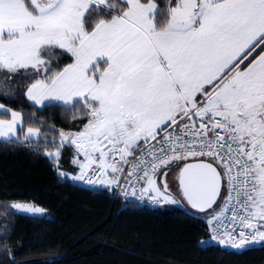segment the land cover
Here are the masks:
<instances>
[{"label": "snow or ice", "instance_id": "obj_1", "mask_svg": "<svg viewBox=\"0 0 264 264\" xmlns=\"http://www.w3.org/2000/svg\"><path fill=\"white\" fill-rule=\"evenodd\" d=\"M54 49L72 62L53 68ZM0 74L32 80L36 105L88 117L47 153L58 164L62 148L76 149L71 179L112 187L126 175L132 196L143 181L140 199L177 204L157 175L191 160L176 178L208 214L211 240L240 251L264 242V0H0ZM0 111L11 116L0 141L19 139L22 115ZM41 135L29 127L24 139Z\"/></svg>", "mask_w": 264, "mask_h": 264}, {"label": "trees", "instance_id": "obj_2", "mask_svg": "<svg viewBox=\"0 0 264 264\" xmlns=\"http://www.w3.org/2000/svg\"><path fill=\"white\" fill-rule=\"evenodd\" d=\"M155 2L167 6V0ZM46 58L57 69L72 62L60 49ZM32 82L19 74L0 79V104L22 115L24 130L42 134L0 141V264H264V244L243 251L205 245L204 219L174 207L123 203L105 188L61 176L77 170L74 147L61 149L58 164L46 153L55 151L59 131H80L88 117L63 106H34L26 96ZM15 202L33 203L48 215L18 214L10 207Z\"/></svg>", "mask_w": 264, "mask_h": 264}, {"label": "crops", "instance_id": "obj_3", "mask_svg": "<svg viewBox=\"0 0 264 264\" xmlns=\"http://www.w3.org/2000/svg\"><path fill=\"white\" fill-rule=\"evenodd\" d=\"M121 2H123V0H120ZM159 8V7H158ZM253 55H255V53L253 54ZM251 58V57H250ZM245 63H247V61H245ZM101 68H103V65H101ZM27 96V95H26ZM28 99V98H27ZM29 100V99H28ZM30 101V100H29ZM34 106H36V107H38V108H43V107H41L40 105H36V104H34V102L33 101H30ZM46 104L48 103L47 101L45 102ZM64 107V106H63ZM4 108L5 109H8L7 107H5L4 106ZM12 112H14V111H12ZM2 114H6V115H8L9 117L7 118V119H5V118H2L1 117V115ZM0 119H4V120H9V119H11V116H10V113H4V112H2V111H0ZM26 132H27V129H23V127H21L20 125H18L17 126V136L19 137V139H16V138H13L12 140H21V141H29V140H38L39 138H30L29 140H25L24 139V135L26 134ZM75 149V148H74ZM75 153H76V156H75V159H74V161L77 159V152H76V149H75ZM78 159H79V161H81V162H83V160H84V157L83 156H79L78 157ZM199 159H204V158H199ZM186 162H194V161H181L180 163H179V165H177V164H171V165H169L168 166V168L169 167H175V171L173 172V173H175V175H174V178H175V184L177 185L176 187H175V189L174 190H177V192L175 193V194H173L172 196L175 198V199H177L178 201H179V203H177V204H170V203H164L165 204V206H169V207H174V208H178V209H181V210H183V211H186L187 213H189V214H192V215H194V216H196V217H198V218H200V219H206L207 220V213H201V212H198L197 210H195V209H192L191 208V206L190 205H188L187 204V202L183 199V196H182V192L180 191V188H179V182H178V179L176 178L177 176H178V174H179V169H180V166H182V164L183 163H186ZM75 166L77 167V170H76V172L74 173V174H68V173H64L65 175H64V177L65 178H67V179H69V180H71V181H75V182H78V180H73V179H71V177L72 176H75V175H78L79 174V172H80V168H79V164L78 163H76L75 162ZM162 169H164V168H162ZM161 169V170H162ZM79 183V182H78ZM100 187H102V188H105V189H108V190H111L114 186H112V187H107V186H105V185H100ZM223 193V192H222ZM218 204H219V202H217ZM211 210H209V212H210ZM260 244H258V245H253V246H247V245H245V249L246 248H251V247H256V246H259ZM222 247H225V248H231L230 246H224V245H221ZM231 249H233V248H231ZM237 250V249H236Z\"/></svg>", "mask_w": 264, "mask_h": 264}, {"label": "rangeland", "instance_id": "obj_4", "mask_svg": "<svg viewBox=\"0 0 264 264\" xmlns=\"http://www.w3.org/2000/svg\"><path fill=\"white\" fill-rule=\"evenodd\" d=\"M46 155H47V153H46ZM48 157H50L49 155H47ZM51 158V157H50ZM171 165V164H170ZM165 171H167V173H168V175L166 176V177H162V173L163 172H165ZM175 171V167H169V168H167V169H162V170H160V173L157 175V184H158V186H161L162 187V184H163V182L164 181H166L167 182V184H168V190H169V192H170V194L171 195H173V194H175L176 192H177V190H174L175 189V187L177 186L176 184H175V178H174V175H175V173H173ZM75 182V181H74ZM79 182V183H78ZM78 182H76V183H78V184H80V185H82V181H78ZM97 185V187H100V185L101 184H99V183H97L96 184ZM174 188V189H173ZM176 191V192H175ZM222 195H223V193H222ZM219 202V201H218ZM14 204H31V205H33V206H36L35 204H33V203H25V202H15V203H12L11 204V208H12V210L13 211H15L16 213H18V214H23V215H28V216H39V217H43V216H47L48 214H47V211L45 210L42 214H32V213H24V212H19V211H17V209H15V208H13L12 207V205H14ZM166 204V203H165ZM165 204L162 202V207H165ZM36 207H38V206H36ZM161 207V208H162ZM167 207H169V206H167ZM41 208V207H40ZM206 220V219H205ZM207 221V220H206ZM214 244H216V245H220V244H218L217 242H214ZM258 244H260V245H262V244H264V242H261V243H258ZM257 243H254V244H250V245H247V246H253V245H258ZM221 246V245H220ZM222 247V246H221ZM223 248H225V247H223ZM226 249H228V248H226ZM229 249H231V248H229ZM232 250H236V249H232Z\"/></svg>", "mask_w": 264, "mask_h": 264}, {"label": "built area", "instance_id": "obj_5", "mask_svg": "<svg viewBox=\"0 0 264 264\" xmlns=\"http://www.w3.org/2000/svg\"><path fill=\"white\" fill-rule=\"evenodd\" d=\"M126 169L128 170V168L126 167ZM95 174V168L93 169L91 175H94ZM128 177L126 175L124 176H121L120 177V184L119 186H116L114 188L115 192H114V195L116 197H119L120 199L122 200H134L135 202H137L140 206L142 207H153V208H158L160 206V203L159 204H156V203H153L152 201H150L147 197H145L144 199H140L139 198V187L141 185H143V181L140 182V184L138 185H135V187L137 188V195L136 196H132L130 194V187H129V184H128ZM85 183V182H84ZM86 184V183H85ZM128 190L129 191V195L125 196L124 195V192ZM208 225V223H207ZM208 231H209V234H210V240H211V236H212V232L210 230V227L208 225Z\"/></svg>", "mask_w": 264, "mask_h": 264}, {"label": "bare ground", "instance_id": "obj_6", "mask_svg": "<svg viewBox=\"0 0 264 264\" xmlns=\"http://www.w3.org/2000/svg\"><path fill=\"white\" fill-rule=\"evenodd\" d=\"M124 171H125V173H127V169H126V167H125V169H124ZM91 173L92 172H90L89 174L91 175ZM97 184V183H96ZM96 184H85L84 183V181H82V185H84V186H88V187H95V186H97ZM116 186H114L111 190H108L111 194H112V196H113V198L114 199H118V200H120V201H122L123 203H131V204H135V205H137V206H140L137 202H135L134 200H122V199H120L119 197H116L115 195H114V192H115V190H114V188H115ZM102 188V187H101ZM140 207H142V206H140ZM162 207V202L160 203V206L158 207V208H153V207H150V208H152V209H160ZM145 208H149V207H145ZM205 222H206V224H207V221L205 220ZM207 228H208V225H207ZM214 242L215 241H212V240H210V234H209V231H208V237L204 240V244L205 245H209V244H214Z\"/></svg>", "mask_w": 264, "mask_h": 264}]
</instances>
